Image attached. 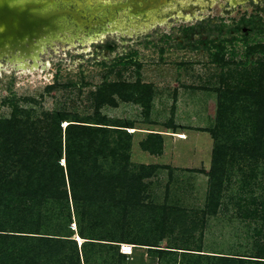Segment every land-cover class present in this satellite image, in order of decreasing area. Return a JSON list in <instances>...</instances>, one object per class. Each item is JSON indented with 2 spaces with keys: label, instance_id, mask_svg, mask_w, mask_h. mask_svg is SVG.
<instances>
[{
  "label": "rangeland",
  "instance_id": "1",
  "mask_svg": "<svg viewBox=\"0 0 264 264\" xmlns=\"http://www.w3.org/2000/svg\"><path fill=\"white\" fill-rule=\"evenodd\" d=\"M82 2L80 8L88 9L82 16L88 20L84 27L69 24L57 36L44 40L34 57L22 56L16 48L0 55V118L8 117L10 102L17 101L21 107L34 110L37 119L43 122L46 116L50 120V113L59 111L68 119L94 121L104 117L105 123L127 125L121 128L130 134L129 168L136 174H144L141 205L132 210L130 217L132 233L151 236L148 229L153 224L151 218L158 215L156 210L174 207L183 213L180 223L169 224L175 232L167 233L159 241L153 234L150 242L185 247L182 233L195 227V238L187 243L193 248L199 245V226L192 222V211H199L206 197L215 142L210 130L216 124L217 88L222 86L221 66L210 61L211 42L205 40L223 37L227 28L241 16L248 17L254 12V5L262 6L264 0ZM79 5L77 0L70 4L71 8ZM221 22L226 28L219 33L216 25ZM242 51L238 47L233 59L226 56L228 64L224 70L245 67L235 64L244 60ZM251 59L264 62L260 54ZM104 80L148 84L150 99L139 103L117 98V105H104L96 110L91 92ZM65 124L63 121L62 127ZM151 131L162 138L159 154L141 147ZM262 168L260 163L258 177L254 182L249 179L248 185L242 187L251 169L248 161L228 166L230 180L222 192L218 213L207 218L203 231L204 254H251L255 245L264 241L252 235L255 227L264 230V221L241 214L254 206L253 199L264 198ZM120 211L118 208L116 214L105 219L107 229L119 231L115 220ZM74 221L72 216L70 228L75 230ZM72 238L80 249L84 239L75 233ZM127 255L131 264L168 260L154 261L147 251L134 249ZM182 256L177 255L169 264H199L187 254Z\"/></svg>",
  "mask_w": 264,
  "mask_h": 264
},
{
  "label": "trees",
  "instance_id": "2",
  "mask_svg": "<svg viewBox=\"0 0 264 264\" xmlns=\"http://www.w3.org/2000/svg\"><path fill=\"white\" fill-rule=\"evenodd\" d=\"M254 12L241 16L223 37L205 40L211 42L210 61L221 66L222 86L217 88L216 124L210 130L215 142L206 197L199 211H192V222L199 226V245L187 244L195 238V227L182 233L185 247L150 242L153 234L159 241L175 232L170 226L180 223L183 213L174 207L156 210L158 215L151 218L148 229L151 236L132 233L130 217L141 205L144 174L129 168L130 134L121 128L127 125L105 123L104 117L68 119L59 111L43 122L34 110L11 101L10 115L0 118V264H131L128 255L120 252V243L145 245L150 257L168 259L158 264H169L177 255L186 254L199 264L202 257L205 264H264V241L258 242L264 239L263 228L253 229L258 243L251 254H204L201 249L207 218L218 213L230 180L228 166L248 161L251 169L242 187L258 177L260 163L264 177V62L251 59L264 56V6H255ZM216 27L221 33L226 24ZM238 47L244 60L235 64L245 67L224 70L226 56L233 59ZM150 93V85L139 81L104 80L91 98L99 110L117 105V98L145 103ZM162 144L160 134L151 131L141 147L159 154ZM252 202L254 206L241 214L264 221V198ZM118 208L117 232L106 228L105 219ZM72 216L75 230L70 228ZM74 233L84 239L80 249Z\"/></svg>",
  "mask_w": 264,
  "mask_h": 264
},
{
  "label": "bare ground",
  "instance_id": "3",
  "mask_svg": "<svg viewBox=\"0 0 264 264\" xmlns=\"http://www.w3.org/2000/svg\"><path fill=\"white\" fill-rule=\"evenodd\" d=\"M73 1L0 0V55L16 48L20 55L31 54L34 57L44 40L52 39L69 24L82 27L88 21L82 17L88 9L80 8L82 0H77L79 6L71 8ZM133 249L136 252L146 251L144 245L138 244H133ZM150 259L156 260L155 257Z\"/></svg>",
  "mask_w": 264,
  "mask_h": 264
},
{
  "label": "built area",
  "instance_id": "4",
  "mask_svg": "<svg viewBox=\"0 0 264 264\" xmlns=\"http://www.w3.org/2000/svg\"><path fill=\"white\" fill-rule=\"evenodd\" d=\"M133 244L120 243V252L129 254L132 251Z\"/></svg>",
  "mask_w": 264,
  "mask_h": 264
},
{
  "label": "flooded vegetation",
  "instance_id": "5",
  "mask_svg": "<svg viewBox=\"0 0 264 264\" xmlns=\"http://www.w3.org/2000/svg\"><path fill=\"white\" fill-rule=\"evenodd\" d=\"M253 5H254V4H253ZM257 5H259V4H255L254 7L257 6ZM263 6H264V4H263L262 6L259 5V7H263ZM56 36H57V35H56Z\"/></svg>",
  "mask_w": 264,
  "mask_h": 264
}]
</instances>
